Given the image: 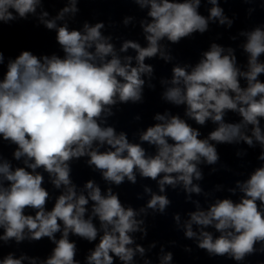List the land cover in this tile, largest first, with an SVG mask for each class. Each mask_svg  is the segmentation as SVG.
<instances>
[{
	"label": "clouds",
	"instance_id": "9594fccd",
	"mask_svg": "<svg viewBox=\"0 0 264 264\" xmlns=\"http://www.w3.org/2000/svg\"><path fill=\"white\" fill-rule=\"evenodd\" d=\"M140 8H148L150 22L141 21L147 46L132 40L122 43L120 52L132 49L136 52V66L132 56L123 59L111 43V36L102 35L103 22L90 25L85 22L83 30H69L67 22L58 26L67 14L75 16L79 11L77 0H68L55 18L46 19L48 12L40 13L38 19L47 29L55 30L56 41L63 50V58L56 54L38 57L30 51H22L14 60H9L3 79L0 80V138L15 144V160L22 158L24 167L13 169L8 160H0V241L17 244L28 240L38 242L43 238L55 245L51 255L39 257L21 255L14 258L9 253L0 264H80L75 259L77 245L69 239L70 234L88 242L98 243L86 257V264H115L118 258L123 264H133L137 253L141 257L146 249L135 243L132 233L147 236L145 221L138 220L147 210L165 213L171 201L165 193V185L173 189L182 184L191 199L192 193L201 194L202 189L193 180H201V163L214 165L218 162L216 144H233L243 141L249 147L258 143L264 161V82L258 77L264 74V63L259 58L264 54V26L250 32L243 45L248 53V70L236 66L234 50H225L212 43L203 52L202 59L191 71L190 65H175L170 84L163 99L174 105H186L185 115L198 125L211 120L217 125L207 138L179 115L156 114L160 121L143 131L141 142L155 146L156 154L148 155L141 143H130L126 133L117 134L112 126H103L106 117L113 115L111 106L117 103L142 101L145 80L151 78L153 67L146 58L159 56L166 62L172 56L164 50L161 41L167 38L177 44L193 33H205L209 21L231 27L233 20L224 15L218 0H208L212 5L207 17L198 12L201 0H134ZM41 0H0V22L9 24L17 19L27 20L36 14ZM132 17H126L127 26ZM227 51V54H224ZM4 55L0 52V64ZM240 78L247 82L241 87ZM150 88L154 87L149 83ZM237 113L240 123H226V112ZM139 119V117H136ZM251 125V135L246 129ZM171 141V142H170ZM255 142V143H254ZM107 145V149L100 148ZM240 155V153H237ZM89 157L86 163L99 170L102 178L116 186L125 179L136 184L137 173L142 178L157 181L159 192L150 194L146 206L139 211L125 207L118 193L108 187L102 195L100 187L88 180L85 192L77 193L70 178L69 162L74 158ZM48 173L56 189L64 191L55 198L50 211L45 210L49 192L43 187L44 176L37 169ZM159 178V179H158ZM237 187L243 193L239 202L218 199L207 210L190 212L183 225L184 235L195 239L199 249L209 256H227L237 262L257 251L264 253V165L255 169L250 178ZM229 191L235 193V189ZM89 201L91 214L87 216ZM26 209H35V214H26ZM98 218L99 228L93 223ZM174 219L179 226L180 215ZM193 225L201 226L199 234ZM212 226L220 235L213 237L203 228ZM60 233L57 238L56 234ZM174 243V242H173ZM259 244V248L256 245ZM155 247V244L149 246ZM163 251V249H162ZM185 251H191L185 248ZM173 253L167 252L160 264H171ZM144 264H151L147 259Z\"/></svg>",
	"mask_w": 264,
	"mask_h": 264
}]
</instances>
